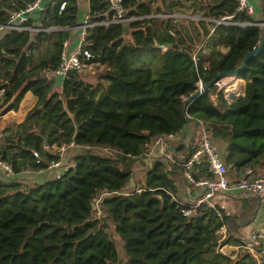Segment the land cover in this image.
I'll return each instance as SVG.
<instances>
[{"label": "trees", "instance_id": "obj_1", "mask_svg": "<svg viewBox=\"0 0 264 264\" xmlns=\"http://www.w3.org/2000/svg\"><path fill=\"white\" fill-rule=\"evenodd\" d=\"M33 1L0 0V26ZM159 1L122 0V6L129 15L183 12L203 20L183 26L169 19H146L91 29L85 49L104 67L102 80L92 85L71 72L60 93L51 74L61 66L69 28L78 24L77 0L46 3L40 13L46 32H3L0 116L16 110L28 91L37 103L23 122L3 131L0 161L20 177L61 161L58 149L63 145L72 143L78 151L75 166L58 179L29 186L15 177H0V264H198L197 257L216 246V215L232 232L234 218L221 209L181 203L176 182L182 183L187 155L148 168L142 185L130 189L128 196L104 197L107 218L95 216L94 199L127 190L132 162L145 158L155 137L181 133L186 117L225 146L221 157L234 179L264 173V51L237 78L245 82L240 97L228 101L214 85L188 103L185 114L181 110L199 83L236 69L258 45L262 29L250 16L236 13L233 0ZM88 4V22L109 18L108 0ZM229 16L247 25H216ZM31 21L26 25L36 27ZM167 44L177 47L162 52ZM201 44L206 51L194 62ZM191 175L194 181L210 176L205 164L195 166ZM247 216L242 213L240 221L248 222ZM215 259L213 263L220 262ZM221 259L225 264H258L244 250L233 260Z\"/></svg>", "mask_w": 264, "mask_h": 264}, {"label": "built area", "instance_id": "obj_2", "mask_svg": "<svg viewBox=\"0 0 264 264\" xmlns=\"http://www.w3.org/2000/svg\"><path fill=\"white\" fill-rule=\"evenodd\" d=\"M55 0H34L31 4H29L25 9L14 12L10 15L9 22L6 25L0 26V40L4 31H17V32H24V31H31L34 34L39 32H46L48 29L42 28L39 25L34 28L28 27L26 24L30 20L29 16L33 12L41 13L46 3L53 2ZM236 5V13H244L248 16H251L254 12L252 5L248 2V0H233ZM108 13L110 14L109 18L99 21L90 23L88 22V17L86 21L81 24V34H80V44L77 49L72 53H67L65 50V46L67 42L64 44V51L62 53V63L61 66L54 71L51 75L60 77L63 80L68 78L71 72H76L78 74L84 73L90 70L94 65L102 66L98 62L93 61V56L90 54L88 50L85 49L86 46V38L88 36V32L98 26L109 27L115 24H129L133 21H142L146 19H158V20H166L169 19L172 22H179L182 18L180 14L177 12L173 13H150L147 15H129L128 10L124 9L122 6V0H108ZM65 6V3L61 4V8ZM233 16L224 17L221 20L215 21L216 25H224V26H231V25H238L240 27H244L247 24L244 23H237L232 21ZM202 19V18H201ZM203 20V19H202ZM254 25H258L255 24ZM260 28L261 26L258 25ZM262 29V28H261ZM213 31V30H212ZM173 35V31L169 32ZM162 52L167 50L166 47L161 48ZM206 49L201 44L196 49L195 53L193 54L192 58L194 62L199 60V53H204ZM103 67V66H102ZM221 81V80H220ZM220 82L216 83V87L218 91H222L224 97L226 96L224 90L225 87H222ZM201 86L199 83L198 87ZM3 95V91H0V97ZM233 96L237 95L236 93L231 94ZM228 101L230 100V95H228ZM237 97V96H236ZM226 98V97H225ZM176 135H160L153 139L154 146H160L166 144L168 141H171L175 138ZM74 145L71 143L70 145H63L58 149V152L62 156L65 151L73 147ZM166 151L163 157V163L171 164L174 162V156L171 153ZM149 154V150L146 151L144 156L147 157ZM205 164L208 172L210 174L209 178L200 179L194 181L191 175V171L195 166H199ZM75 166V163H63V160H59L57 162L51 163L47 171L55 172L53 178L58 179L62 175L63 171H67L70 167ZM0 168L3 173V177L6 180L14 179L15 176L12 175L11 169L8 165L4 164L0 161ZM184 177L185 179L192 184L195 188L202 191L203 195L196 200L193 204V207L196 208L200 205H205L207 208L215 209L214 203L212 201V197L216 194H224V193H232L237 195L239 198H255L260 203L264 204V174L263 175H256L254 177L248 178H240L234 179L230 175V167L226 166L221 157V151L217 148L214 144V140L210 137L208 132L204 127L201 129V134L199 139L196 143L192 146L191 151L186 156L184 160ZM251 172L247 171L249 175ZM16 178V177H15ZM139 191V190H138ZM132 191L130 187L127 190L122 192H114V193H102L94 199L93 206L94 211L96 214V218L99 220H104L107 218V213L104 211L103 206L101 204L104 197L109 195H123L128 196ZM174 199V198H173ZM184 203V201H181ZM195 211H189L188 214H192ZM226 227L224 225L220 226L219 230L217 231V242L216 248L222 254H225V249L228 248V245L222 242L225 240L226 236ZM237 253H231L228 257L233 260L237 257V254L244 250L247 251L253 259L258 264H264V232L259 230L250 231L248 234L246 245L238 247Z\"/></svg>", "mask_w": 264, "mask_h": 264}, {"label": "crops", "instance_id": "obj_3", "mask_svg": "<svg viewBox=\"0 0 264 264\" xmlns=\"http://www.w3.org/2000/svg\"><path fill=\"white\" fill-rule=\"evenodd\" d=\"M248 2L253 7V14L250 16L255 24L258 22L264 21V0H248ZM78 5V24L70 29L71 30V37L67 41V44L65 46V50L67 53L74 52L77 47L80 44V34H81V27L82 22L86 21L88 17L89 12V4L88 0H77ZM180 14L183 18L190 17L191 19H200L199 17H196L194 13L188 14L183 12H177ZM40 13L33 12L29 18L32 20L33 26H36L40 24ZM78 29L80 31H78ZM77 30V31H76ZM206 51V50H205ZM222 52H226V49H222ZM44 53V51L42 52ZM55 78V91L60 93L62 90V82L63 79L60 77L53 76ZM243 82V81H242ZM98 83V81H97ZM245 85V82H243ZM92 85H95L96 83H91ZM244 85H243V91H244ZM216 98V97H215ZM213 100H215L212 97ZM37 98L30 92H26L16 110L9 111L3 115L0 116V138H2L3 131L7 128L8 125L12 123H21L24 121L26 115L28 112L31 111V109L36 105ZM202 127L194 128L193 124H187L183 131L175 136V138L171 141H168L166 144L160 145V146H154L152 144L149 147V154L147 157L139 160L141 162H144L146 165L152 167L154 164L160 162L163 163V157L164 153L166 151H169L168 153H171L174 156V159L176 157L181 158L185 157V155H188L191 151L192 146L196 143V141L199 139V136L201 134ZM4 137V136H3ZM4 142V139H3ZM2 139L0 140V147L3 146ZM214 144L217 146V148L223 152L225 149V146L218 140H214ZM45 147V146H44ZM177 148H182V151L179 153H176ZM78 151V147L73 146L68 148L64 155H63V163H73L74 160L72 157L75 152ZM184 155V156H183ZM165 164L168 165V162ZM55 172L50 171H44V172H26L20 177H16L25 185H32L34 183H42L47 180H51L54 176ZM264 174V173H262ZM3 177L2 170L0 168V177ZM182 183H177V195L179 196L181 201H184V203H188L193 205L198 198H200L203 193L201 190L195 188L192 184H190L183 176ZM130 187V185H129ZM131 189V188H130ZM212 201L214 203L215 209L219 208L221 209L225 216L233 217L234 221L231 226V230L229 228V225H226L222 223L220 214L216 215L213 219V224L218 225L219 227L224 225L226 227V233H225V240L222 242L228 245V248L225 249L226 253L222 254V252H219L215 247L210 248L206 250L203 254L197 257L196 263L201 262H210V264H225L226 261L221 259L222 257H228L231 253H237L238 247H241L243 245H246L248 234L250 231L253 230H259L264 232V204L260 203L255 198H239L237 195L232 193H224V194H216L212 197ZM247 212L248 213V222L243 223L240 221V216L242 213ZM219 230V228H218ZM222 256V257H221ZM219 260L220 262H214V259ZM264 258V254H263ZM215 259V260H216Z\"/></svg>", "mask_w": 264, "mask_h": 264}, {"label": "rangeland", "instance_id": "obj_4", "mask_svg": "<svg viewBox=\"0 0 264 264\" xmlns=\"http://www.w3.org/2000/svg\"><path fill=\"white\" fill-rule=\"evenodd\" d=\"M160 3V1L158 0V4ZM154 4H156V3H154ZM201 19V18H200ZM199 19H191L190 17H187V18H181V20L178 22L179 24H181V25H183V26H189L190 24H195L197 21H198ZM83 23V22H82ZM77 31V30H76ZM78 31H80L79 29H78ZM129 33H130V31H129V29L127 30V33L125 34V39L127 40V39H129ZM104 67H102V66H97V65H94L90 70H88V71H86V72H84V73H81L80 74V77L85 81V82H88V83H97V81H99V80H102L101 79V76L103 75V73H104ZM235 79V78H233V77H224V78H222V80L221 81H219L220 83V85L222 86V87H225L226 88V86L228 85V84H225V82H226V80L227 79ZM237 79V78H236ZM238 80V79H237ZM223 81V82H222ZM243 85H244V83H243ZM230 86V85H229ZM224 92L226 93V91L224 90ZM242 94H243V92H242ZM226 96V99H228L229 97H228V95L227 94H225ZM238 97L239 96V93H238V95H235L234 97ZM216 96H213V98L214 99H216L215 98ZM69 131L68 132H72V127H69V129H68ZM74 131V130H73ZM67 132V131H66ZM5 137V136H4ZM4 137H3V135H2V138H0V140L2 139V142H3V139H4ZM0 144H2V143H0ZM77 153L75 152V154H73V156L72 157H75V155H76ZM148 168H150V166H148V165H146L144 162H141V161H139V160H137V161H134V162H132V164H131V180H130V188H131V190H135L136 188H139L142 184H141V182L143 181V179H144V174H145V172H146V170L148 169ZM233 172H230V175L231 176H234L233 174H232ZM260 175H263V174H260ZM256 176V175H255ZM30 186V185H29ZM95 216H96V214H95ZM109 231H110V233H112L113 234V230H112V228H111V224L109 225ZM115 238V241L118 243V244H116V246H117V248H118V252L120 253V255L122 256L123 255V250H122V248L120 247V243L118 242V238L117 237H115V235H114V237H113V239Z\"/></svg>", "mask_w": 264, "mask_h": 264}, {"label": "water", "instance_id": "obj_5", "mask_svg": "<svg viewBox=\"0 0 264 264\" xmlns=\"http://www.w3.org/2000/svg\"><path fill=\"white\" fill-rule=\"evenodd\" d=\"M258 25L261 26L262 28V33H261V37H260V40H259V43L258 45L254 48L253 51L251 52H248L246 53L243 58L241 59V62L239 64V66L234 69V70H230V71H225V72H221L219 74H217L210 82H208L207 84L205 85H202L198 87V89L191 95L189 96L188 98H186L184 101H183V104H182V113L185 114V107L188 103H190L193 99H195L197 96L201 95L203 92L207 91L211 86H214L216 85L217 82H219L220 80H222V78L224 77H233V78H239L240 77V74L241 72L247 67V63L250 59L254 58L255 56L261 54L263 51H264V21L263 22H258L257 23ZM69 29H72V28H69ZM105 46V45H104ZM173 46L174 48H176V44L174 45H171V44H167L166 46H162V47H166V48H169ZM161 47V48H162ZM244 92V91H243ZM240 97V96H238ZM234 98V96H230V99ZM186 122L188 124L192 123L194 128L196 129L198 126H199V123L198 121H195V120H192L188 117H186ZM43 140H44V146H45V149L49 150V147H48V142H47V138L43 137Z\"/></svg>", "mask_w": 264, "mask_h": 264}, {"label": "bare ground", "instance_id": "obj_6", "mask_svg": "<svg viewBox=\"0 0 264 264\" xmlns=\"http://www.w3.org/2000/svg\"><path fill=\"white\" fill-rule=\"evenodd\" d=\"M223 82V81H222ZM225 84H228L225 88L226 94L232 96L231 94L236 93L239 96H241L243 92V82L240 80L235 79H227ZM230 85V86H229Z\"/></svg>", "mask_w": 264, "mask_h": 264}]
</instances>
